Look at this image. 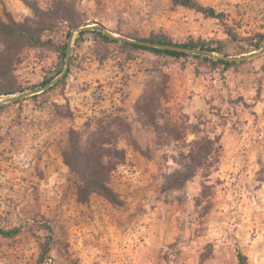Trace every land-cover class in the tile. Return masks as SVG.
I'll list each match as a JSON object with an SVG mask.
<instances>
[{
	"label": "rangeland",
	"instance_id": "rangeland-1",
	"mask_svg": "<svg viewBox=\"0 0 264 264\" xmlns=\"http://www.w3.org/2000/svg\"><path fill=\"white\" fill-rule=\"evenodd\" d=\"M65 1L86 31L77 43L81 27L71 30L65 68L52 48H25L14 66L23 92L0 97V228H20L0 234V264H240L237 248L264 264V0H195L222 18L170 0ZM5 9L34 16L24 0H0ZM94 21L118 37L221 43L237 62L105 43ZM69 30L58 21L47 36L63 43ZM71 129L97 143L118 203L80 199L88 186L65 162ZM193 145L209 146L207 164L165 191L170 173L198 164Z\"/></svg>",
	"mask_w": 264,
	"mask_h": 264
},
{
	"label": "trees",
	"instance_id": "trees-1",
	"mask_svg": "<svg viewBox=\"0 0 264 264\" xmlns=\"http://www.w3.org/2000/svg\"><path fill=\"white\" fill-rule=\"evenodd\" d=\"M33 11V18H26L23 21L16 20L12 14L5 9L4 16H0V97L13 95L18 92H23L21 85L17 82L14 76V66L18 62L20 54L25 48H52L59 53L65 62L70 46V40L73 38L71 30L79 28L85 24L79 17H77L76 7L68 4L65 0H60L52 8L44 9L36 2L24 0ZM174 5L183 6L191 9H196L203 12L205 15L213 18H222L223 13L217 12L215 8L210 6H202L195 0H170ZM58 21H65L70 28L68 32V39L62 42H55L51 37L47 36V31L51 32L57 25ZM95 27L90 30L100 35L105 43L121 42L125 46L138 49H148L157 55L169 56L172 58H180L186 56H198L204 58L213 57L210 52H218L224 55L223 58H215L216 62L223 63L230 66L237 61L226 59L228 56L224 52L221 43L213 44L207 40L198 39L188 42H174L166 34H154L149 37H138L134 35H126L137 40L151 42L160 45H175L182 48L190 49V51L170 49L163 47H156L152 45L140 44L131 41H126L118 37L108 35L102 26H99L95 21L92 22ZM85 30H80L76 38V42L80 43L83 40ZM263 36H261V40ZM255 50L262 48L261 43H256ZM245 58V55L241 57ZM65 68L66 63H62ZM62 67V68H63ZM56 75L47 77L42 83L34 85L32 90L38 92L44 86L50 84L55 77L60 74L61 68L57 71ZM67 76V74L65 75ZM2 106H0V109ZM196 144H199L196 143ZM69 151L65 153L66 164L84 181L88 188H81L79 197L81 200L86 201L89 194L99 193L107 199L118 203L119 199L116 192L109 184V176L111 170L107 167L103 158L101 157L97 143L87 141L82 143L78 132L71 129L69 132ZM195 151V146H191L189 153L190 160L196 161V165L185 163L182 168L174 170L170 173L163 183L165 191L182 187L185 183L195 174V167L204 166L207 163L203 161L208 160L209 146H199ZM20 231L19 227L13 229L0 228V234L4 236H14ZM45 251L48 252L50 244L45 243ZM237 258L240 264H248L247 256L237 248Z\"/></svg>",
	"mask_w": 264,
	"mask_h": 264
},
{
	"label": "water",
	"instance_id": "water-1",
	"mask_svg": "<svg viewBox=\"0 0 264 264\" xmlns=\"http://www.w3.org/2000/svg\"><path fill=\"white\" fill-rule=\"evenodd\" d=\"M99 26H102L105 30V32L112 36V37H118V36H114L112 33V31L107 28L105 25H103L102 23H98ZM84 27H81L80 30H83ZM118 38H121L123 40H126V41H131V42H135V43H140V44H146V45H152V46H156V47H163V48H170V49H178V50H185V51H190V49H187V48H182V47H178V46H175V45H160V44H153L151 42H147V41H143V40H136V39H131V38H128V37H125V36H121V37H118ZM242 59V58H240Z\"/></svg>",
	"mask_w": 264,
	"mask_h": 264
}]
</instances>
